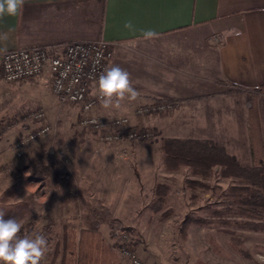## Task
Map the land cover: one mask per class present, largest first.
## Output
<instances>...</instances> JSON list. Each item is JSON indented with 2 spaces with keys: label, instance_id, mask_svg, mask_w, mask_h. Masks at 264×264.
Wrapping results in <instances>:
<instances>
[{
  "label": "rangeland",
  "instance_id": "obj_1",
  "mask_svg": "<svg viewBox=\"0 0 264 264\" xmlns=\"http://www.w3.org/2000/svg\"><path fill=\"white\" fill-rule=\"evenodd\" d=\"M34 80L0 84V210L12 215L7 219L22 222L21 237H47L49 252L42 264L70 257L68 239L94 227L101 229L103 243L120 264L130 263L119 252L118 229L129 233L130 248L146 264H260L256 257L264 256V209L252 200L250 191L256 188L247 180L224 176L219 166L197 174L186 166L166 169L162 146L175 139L143 127L153 137L136 142L141 145L129 152L157 167L150 168L147 161L148 168L130 164L126 176L96 174L91 182L88 163L115 160L117 154L133 161L127 148L102 143L79 129L77 107L56 100L47 79ZM38 109L44 112L42 121L24 120ZM42 125L50 133L18 155L13 144ZM257 168L264 170L260 163ZM61 189L70 204L64 209L74 212L72 222L60 220L62 200H46L49 208L44 210V192L52 196Z\"/></svg>",
  "mask_w": 264,
  "mask_h": 264
},
{
  "label": "crops",
  "instance_id": "obj_2",
  "mask_svg": "<svg viewBox=\"0 0 264 264\" xmlns=\"http://www.w3.org/2000/svg\"><path fill=\"white\" fill-rule=\"evenodd\" d=\"M129 20L134 33L124 28ZM147 29L158 32V38L141 39ZM231 29L236 33L224 38ZM0 33L8 34L0 40V54L72 41L111 42L108 67L129 72L140 95L136 101H122L120 109L99 106V116L126 115L161 137L212 142L246 167L258 161L264 167V0H26L19 15L0 20ZM43 79L49 81H34ZM147 99L181 105L162 116L134 117L133 108ZM250 108L257 122L251 120ZM121 145L133 161H92L87 164L91 182L96 174L126 176L130 164L148 168L147 161L150 168L157 167L155 161L152 165L130 153L141 144ZM64 192L51 196L46 190L42 201L46 211V200L64 201L63 223L74 213L63 207L70 205ZM93 230L104 242L101 229Z\"/></svg>",
  "mask_w": 264,
  "mask_h": 264
},
{
  "label": "built area",
  "instance_id": "obj_3",
  "mask_svg": "<svg viewBox=\"0 0 264 264\" xmlns=\"http://www.w3.org/2000/svg\"><path fill=\"white\" fill-rule=\"evenodd\" d=\"M111 42L72 41L59 47L56 45L17 48L0 54V84H11L47 77L52 96L60 103L76 106L79 111L77 127L92 133L106 144L136 143L149 141L151 130L137 126L126 115L102 117L97 114L100 105L96 93V81L108 67L112 58ZM176 101L147 99L132 110L134 117L162 115L173 111ZM44 118L42 109L24 116L28 122H40ZM50 128L40 126L24 139L13 144L18 155L32 142L46 137ZM115 235L120 239L119 252L130 264H146L130 248L129 233L119 229Z\"/></svg>",
  "mask_w": 264,
  "mask_h": 264
},
{
  "label": "trees",
  "instance_id": "obj_4",
  "mask_svg": "<svg viewBox=\"0 0 264 264\" xmlns=\"http://www.w3.org/2000/svg\"><path fill=\"white\" fill-rule=\"evenodd\" d=\"M249 112L251 120L257 122V113L251 108ZM162 153L165 168L169 170L186 166L197 174L200 170L207 172L211 167L219 166L224 176L247 180L251 187L261 191L260 194L256 189L251 190L250 196L257 201V206L264 209V170L257 168L260 161L248 168L212 142L196 140H167L162 146ZM9 217H12L9 213L4 215L5 220ZM65 249L70 257H62L60 264H120L111 248L94 230H81L76 240L71 236Z\"/></svg>",
  "mask_w": 264,
  "mask_h": 264
},
{
  "label": "clouds",
  "instance_id": "obj_5",
  "mask_svg": "<svg viewBox=\"0 0 264 264\" xmlns=\"http://www.w3.org/2000/svg\"><path fill=\"white\" fill-rule=\"evenodd\" d=\"M26 0H0V20L5 16L15 17L23 11ZM124 28L135 32L132 21H127ZM236 33L235 29L223 34L224 38ZM159 33L153 29L141 31V39L145 41L158 38ZM7 33H0V40H7ZM132 44L133 42H127ZM97 99L104 109H120L121 102L136 101L140 93L133 86L130 73L117 65L106 67L96 81ZM116 159H123L117 154ZM30 174V173H29ZM4 211L0 210V264H42L49 252V241L42 234L25 235L20 233L23 227L16 218L4 219ZM260 264H264V256H257Z\"/></svg>",
  "mask_w": 264,
  "mask_h": 264
}]
</instances>
